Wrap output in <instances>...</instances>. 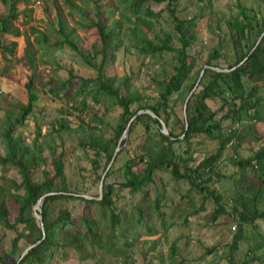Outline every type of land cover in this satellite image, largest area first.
Instances as JSON below:
<instances>
[{"label": "trees", "instance_id": "trees-1", "mask_svg": "<svg viewBox=\"0 0 264 264\" xmlns=\"http://www.w3.org/2000/svg\"><path fill=\"white\" fill-rule=\"evenodd\" d=\"M1 1H10V5L8 15L0 16V34L21 36L20 30L11 23L19 16L17 3L28 0ZM184 1H189L192 10L187 9ZM214 1L53 0L57 16L48 23L46 31L33 29L34 40L26 43L31 70L36 67L33 57L37 52L43 63L51 50L68 47L84 60L94 75L77 74L72 63L62 68L58 59L53 58L49 63L51 74L46 84L47 93L54 101L61 102L60 115L74 117L78 122L75 128L59 120V128L52 125L51 133L60 143L54 137L42 136L38 127L31 142L14 130L15 125L23 124L39 99L34 74L25 83L28 102L16 118L8 119L1 132L6 154L0 155L5 181L0 183V264L67 262L71 252L79 255L75 264H112L109 260L115 264H152L153 260L159 264L185 262L179 257L176 244L179 239L167 252L162 247L169 227L162 203L168 199L163 194L166 187L162 190L164 184L157 173L169 172L176 181L188 183L191 190L202 195L208 193L214 177L219 178L214 168L234 134L223 137L222 121L229 119L227 113L240 122L243 114L253 119L255 113L252 110L261 104L259 91L264 87V36L250 54L264 30V1L257 3L256 8L237 4L236 15L218 20L214 25L222 43L204 58V46L197 44L194 21H204L209 26ZM147 3L165 6L155 12ZM23 12L27 17L28 9ZM16 46V42L5 44L0 40L2 55L13 56ZM130 54L137 55L142 62L145 58L150 59L144 69V82L138 87L132 85L133 79L115 73L116 58ZM221 57L226 63L224 68L220 65ZM246 58L247 61L237 67ZM205 66L236 69L227 73L206 69L188 102L185 116L186 98ZM0 77L6 79L9 76L0 69ZM246 82L250 84L249 88ZM219 102L220 107L215 110V104ZM134 105L136 109L132 110ZM224 108L227 113L216 119L219 109ZM139 110H151L157 119L142 114L132 121L129 140L123 141L106 180L115 172L123 155H129L132 147L138 150L122 169L120 187L107 184L105 180L102 196L97 199L100 179L119 148L128 123ZM115 111H119L120 117L118 124L113 126L108 118ZM160 120L168 127L170 137L162 133ZM67 132L75 135V145L64 140ZM203 139L217 142L219 146L214 153L207 151V155L204 152L205 158L193 166L198 154L194 148L197 145L200 149ZM239 148L235 147L237 151ZM77 152L79 157L75 155ZM236 160L231 162L239 172L246 174L249 168L258 170L256 176L246 178L245 182H248V194L258 192V199L264 201V143L258 151H251L248 158L236 157ZM12 170L19 173V184L5 178ZM12 187L22 193L12 192ZM152 190L158 191L155 199L150 194ZM212 192L210 196L216 204L211 219L224 214L235 222L229 244L220 255L225 258V264H250L248 254L243 262H237L234 256L246 242V227L257 219L264 220V210L254 208L250 212L248 202L252 201L254 206L257 202L252 198L248 201L241 191L232 197L234 206L229 205L231 208L223 194L216 189ZM47 193L57 194L48 196L41 206L45 230L41 240L42 231L33 207ZM127 193L138 196V203L131 210L136 214L130 218V211L118 206ZM79 204L82 208L75 214ZM154 211L159 213L157 220L153 219ZM188 218H185L186 224ZM134 221L144 230L129 238L123 225L129 223L128 227H135ZM119 227L121 231H117ZM10 230L15 236L11 251L6 252V236ZM40 240L23 258L20 259L22 252L16 259L12 257L21 241L32 246ZM255 248L261 249L262 244ZM83 249L88 251L83 252ZM215 251L210 247L207 252ZM259 260L263 264L264 260Z\"/></svg>", "mask_w": 264, "mask_h": 264}, {"label": "rangeland", "instance_id": "rangeland-1", "mask_svg": "<svg viewBox=\"0 0 264 264\" xmlns=\"http://www.w3.org/2000/svg\"><path fill=\"white\" fill-rule=\"evenodd\" d=\"M62 1V0H61ZM260 1L264 0H215L213 4V16L209 18V26L204 21L198 23L199 20H195L196 22V32L198 34L197 44L203 45L204 50V58L207 56L208 52L211 49L222 42L218 38L217 29L215 27V23L219 20H227L230 16H234L237 14L238 9L236 7L237 4L256 8V4ZM9 5L10 1L7 3H3L0 0V16L5 17L9 13ZM150 8L159 12L165 5H158L156 3H147ZM184 5L189 8V1H184ZM26 6V7H25ZM28 9L27 17H25L22 13L23 10ZM192 10V8H189ZM16 12L19 14L18 18L12 21V25L20 30L21 36L13 37L12 35L0 34V40L7 44V42L13 41L17 43L15 48V52L13 56H9L8 54L2 55L0 52V69L4 71L8 78L0 77V155L4 156L6 151L4 150V143L2 141V130L6 126L9 118H16L21 111V109L27 104L28 98L25 89V83L28 80V77L34 74V83L37 92L39 93V99L34 104L32 112L29 113L23 124H17L14 127V130L21 134L23 138L27 142H31V140L35 137L36 128H40L41 135L44 137L50 138L54 137L57 139L55 134H52V125L55 124V128H59V124H57L58 120L70 124L72 128H75L78 125L77 120L74 117H63L59 114V109L62 104L60 101H54L47 93V81L49 75L51 74L49 63L54 59H58L62 68H66L65 65L74 64L76 73L85 77L93 76L94 71L88 67L84 60L75 54L73 50L70 48H62L57 50H51L46 57L44 58L45 62L41 61V54L38 52L34 55V61L36 63L35 69L32 71L30 68L29 60L27 59L26 43L27 41H33L35 35L32 33L33 29H38L41 31H46L48 28V23L54 20V16H57V11H55V7L53 4V0H28V2L19 1L16 5ZM24 16V17H23ZM208 22V21H207ZM210 29V30H209ZM199 64H202V61L199 60ZM150 63V59L145 58L142 62L137 55H120L116 58L114 63L115 73L119 77L127 76L132 80V85L138 87L142 85L144 82V69L147 64ZM220 65L222 68L226 65L224 63V58L221 57ZM111 74V71H109ZM61 74L63 72L61 71ZM247 88L250 87V84L247 83ZM261 104L253 109V113L255 116L253 119L249 115H244L243 120L236 121L232 118L230 113H227V108L223 110L219 109L216 119L223 116L224 113L228 114V118L225 121H222L221 129L223 137H229L232 132L234 133L232 138L228 141L220 160H218L217 166L214 168L215 173L219 175V178L214 177V181L208 187V193L204 195L191 190L190 185L184 181H176L172 178L169 172L163 171L158 172L159 177L162 178V182L164 184L163 194L168 199V202H163V211L166 213L167 223H168V232L167 238L162 240V247L167 252L169 251V247L171 244H174L176 239L182 240L179 243V240L176 242L177 246H179L178 252L179 257L184 259L185 262L183 264H225V258H223L220 253L225 251V248L230 241L233 230L234 219L229 218L224 214H219L215 220L211 219V214L215 208V200L210 196L214 189L218 190L219 193L223 194L224 200H227L228 208L230 206H234L231 201L232 197H235L238 191H241L246 199L249 201V198L256 200L255 206L252 201H249L247 206L250 212H253L254 208L259 211L264 210V201L258 199L260 196L258 192L248 194V182H245L246 178L256 176V172L258 170L254 168H249L244 174L243 172H239L238 168L235 164H232L231 160L234 159L233 155L237 158H248L250 156L251 151H258L260 147L263 146L264 143V87H262L259 91ZM187 100V98H186ZM215 104V103H214ZM220 107V102L218 105L215 104L214 109ZM136 109V105L132 106V110ZM258 115H260L259 118ZM120 117L119 111H115L108 118L113 126L118 124V120ZM256 119V122L253 120ZM88 120V118H85ZM239 122L240 129L238 131L233 130L235 124ZM66 141L70 142L71 145H75L76 137L73 133H64ZM130 137V134H129ZM126 139L127 142L129 140ZM41 139V138H40ZM39 139V140H40ZM57 143H60V140H55ZM233 142V146L228 148L229 142ZM201 147H196L197 154V163L193 166H196L203 159V153L206 152L208 155L214 153V151L218 148L217 142L206 141L203 139L201 141ZM239 146V150L237 151L235 147ZM134 147L131 148V153L129 155H123L120 161L117 163L115 167V172L108 177L107 184L114 185L115 187H120L123 183V174L122 170L125 166L126 161L134 157L137 150H133ZM210 149V150H209ZM214 149V150H213ZM133 150V151H132ZM207 151L209 153H207ZM77 157L80 156V153H75ZM119 155V154H118ZM118 157V156H117ZM236 160V159H234ZM237 161V160H236ZM115 165V163H114ZM113 165V167H114ZM259 174V173H258ZM3 170L0 165V183H4L5 181L2 179ZM5 178L14 181L16 184L20 183V176L16 170L9 171L5 174ZM13 188V187H12ZM207 189V188H206ZM264 190V188H263ZM262 190V191H263ZM12 192L17 194L22 193V190L12 189ZM158 191H150L153 199L156 198V194ZM264 194V192H263ZM245 202V200H244ZM138 203V196H134L130 193L126 194V199L118 202L119 209H123L124 211H130L128 213L129 218L135 216L136 212H131L134 206ZM34 208V207H33ZM82 205H78L77 210L74 212L78 214ZM195 209V211H193ZM159 217V213H153V219L157 220ZM188 218V224L185 222V218ZM151 218L150 220L153 221ZM129 224V223H128ZM123 225L126 228L125 232L129 238H134L137 234L141 233L144 230V227L138 222H135V227ZM122 228L119 227L117 231H121ZM246 236L245 241L241 244V248L235 254L234 258H236L237 262H243L245 260V256L248 254L250 259V264H262L259 259L264 260V220L257 219L255 223L249 227H246ZM15 236L13 231H7L6 236V244L5 251H11V241ZM166 240V241H165ZM191 240V241H190ZM185 242L188 244L185 245ZM190 242V243H189ZM262 244L261 249H256L255 246ZM17 253H13L12 257L15 259L19 252H24L29 246H27L23 241H21L18 245ZM213 247L216 249L215 252L208 254V249ZM148 247L145 246V249ZM255 248L256 251L253 253L252 249ZM83 252H87L88 249H83ZM98 252V251H96ZM77 252H71L69 254V260L67 262L59 261L55 264H75V260L78 258ZM96 256H99V253H96ZM261 257V258H260ZM112 264H115L112 260H109ZM255 262V263H254ZM152 264H159L158 261L155 262L153 260ZM180 264V263H178ZM264 264V262H263Z\"/></svg>", "mask_w": 264, "mask_h": 264}, {"label": "water", "instance_id": "water-1", "mask_svg": "<svg viewBox=\"0 0 264 264\" xmlns=\"http://www.w3.org/2000/svg\"><path fill=\"white\" fill-rule=\"evenodd\" d=\"M263 36H264V30L261 32V34H260L259 37L257 38L256 45H255V46L253 47V49L251 50V53H250V54H252V53L254 52V50L256 49V46L259 44V42L261 41V39L263 38ZM247 59H248V58H246L243 62H240V63L238 64L237 67L243 65L244 62L247 61ZM206 69H210V70L215 71V72H218V73H220V72H222V73H227V72H229V71H231V70L236 69V67L232 68L231 70H228V69H222V68H216V67L205 66V67L201 70V72H200V74H199L198 80H197V82H196V85H195L193 91L189 94V96H188V98H187V100H186V102H185V106H184V115H185V116H186V109H187V106H188V102H189L190 98L192 97V95H193V93H194V90L196 89V87H197V85L199 84L200 80L202 79V77H203L204 72H205ZM142 114H148V115H151L153 118H156V119H157L156 114H155L154 112H152L151 110H139V111H138V112H137V113L131 118V121L128 123V126H127V128H126V131L124 132V134L122 135V137H121V139H120V141H119V148L117 149V151H116V153H115V155H114V157H113V159H112V161H111V163H110V165H109V167H108L106 173H105L104 176L100 179V182H99V188H98L99 197H98L97 199L101 198V196H102V193H103V185H104L105 180H106V178H107L108 172H109V171L111 170V168L113 167V165H114V163H115V161H116V158H117L118 154H119L120 151H121V145H122L123 141H125V140L128 139V137H129L130 129H131V126H132V121H133L137 116L142 115ZM160 124H161V130H162V133L165 134L166 136L170 137V132H169V129H168V127L166 126V124H165L164 122H162L161 120H160ZM186 129H188V125H187ZM55 194H57V193H47V194H44V195H43V196L37 201V203L35 204V206H34V208H33L34 215H35V217L37 218V220H38L39 223H40V228H41V231H42V238H41V240H42V239L44 238V236H45V230H44V227H43V224H42V221H41V215H40V213H41V206H42L44 200H45L48 196L55 195ZM88 198H89V197H88ZM41 240L38 241L36 244H34V245H32V246H29V247H28V248H27V249L21 254L20 259L23 258V257L27 254V252H28L30 249H32L34 246H36L37 244H39V243L41 242Z\"/></svg>", "mask_w": 264, "mask_h": 264}, {"label": "built area", "instance_id": "built-area-1", "mask_svg": "<svg viewBox=\"0 0 264 264\" xmlns=\"http://www.w3.org/2000/svg\"><path fill=\"white\" fill-rule=\"evenodd\" d=\"M240 128V125L239 124H235V126L233 127V130H238ZM229 147L228 148H231L233 146V141L229 142ZM203 159L205 158V155L203 154ZM234 159H236L235 156H233Z\"/></svg>", "mask_w": 264, "mask_h": 264}, {"label": "bare ground", "instance_id": "bare-ground-1", "mask_svg": "<svg viewBox=\"0 0 264 264\" xmlns=\"http://www.w3.org/2000/svg\"><path fill=\"white\" fill-rule=\"evenodd\" d=\"M234 142V141H233ZM236 157V156H235Z\"/></svg>", "mask_w": 264, "mask_h": 264}]
</instances>
